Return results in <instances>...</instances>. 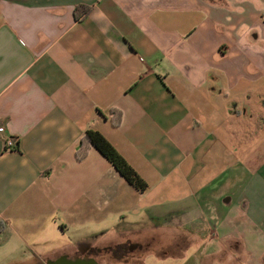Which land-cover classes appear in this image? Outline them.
<instances>
[{
	"label": "crops",
	"instance_id": "crops-1",
	"mask_svg": "<svg viewBox=\"0 0 264 264\" xmlns=\"http://www.w3.org/2000/svg\"><path fill=\"white\" fill-rule=\"evenodd\" d=\"M0 119V264H264V0H0Z\"/></svg>",
	"mask_w": 264,
	"mask_h": 264
},
{
	"label": "trees",
	"instance_id": "trees-1",
	"mask_svg": "<svg viewBox=\"0 0 264 264\" xmlns=\"http://www.w3.org/2000/svg\"><path fill=\"white\" fill-rule=\"evenodd\" d=\"M91 8L78 6L75 9L76 17L81 18L90 12ZM111 122L114 126L122 123V112L116 109L112 110ZM98 150L119 172V174L137 191L144 193L148 189V184L135 172L122 155L111 145L107 139L98 131H87L81 138L76 157L79 161L84 160L91 149Z\"/></svg>",
	"mask_w": 264,
	"mask_h": 264
},
{
	"label": "flooded vegetation",
	"instance_id": "flooded-vegetation-1",
	"mask_svg": "<svg viewBox=\"0 0 264 264\" xmlns=\"http://www.w3.org/2000/svg\"><path fill=\"white\" fill-rule=\"evenodd\" d=\"M144 247L143 245H139L141 250H143ZM99 252L98 249H88L86 246H81L76 251L49 260V264H95L94 257ZM110 253L115 260H119L122 257L123 251L120 248H116L111 249Z\"/></svg>",
	"mask_w": 264,
	"mask_h": 264
},
{
	"label": "rangeland",
	"instance_id": "rangeland-1",
	"mask_svg": "<svg viewBox=\"0 0 264 264\" xmlns=\"http://www.w3.org/2000/svg\"><path fill=\"white\" fill-rule=\"evenodd\" d=\"M139 221H140V223H142L144 225H146V223L148 222V220L144 217V215L139 218ZM87 230L88 229H83L80 232V233L83 232L81 235H76L74 232L69 231L67 233V235H66V238H65V244L66 245H72V246L76 247L80 242L85 241V239H90L91 240L92 236H96L95 230L93 231V233H92V231H87ZM145 262L147 264H155V263H157L156 259L153 258L152 256L149 259H147V261H145ZM133 264H135V263H133ZM137 264H140V262L137 263Z\"/></svg>",
	"mask_w": 264,
	"mask_h": 264
},
{
	"label": "built area",
	"instance_id": "built-area-1",
	"mask_svg": "<svg viewBox=\"0 0 264 264\" xmlns=\"http://www.w3.org/2000/svg\"><path fill=\"white\" fill-rule=\"evenodd\" d=\"M6 132V128H5V125L3 124V122L1 121L0 119V135H3L5 134ZM5 149L7 151H12V150H16L17 147H18V144L15 140L13 139H8L6 142H5V145H4Z\"/></svg>",
	"mask_w": 264,
	"mask_h": 264
}]
</instances>
